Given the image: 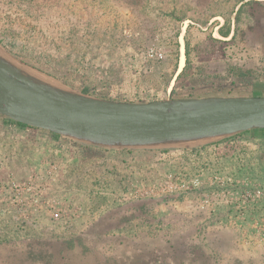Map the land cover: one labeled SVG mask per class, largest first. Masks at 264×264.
Segmentation results:
<instances>
[{
    "label": "rangeland",
    "instance_id": "1",
    "mask_svg": "<svg viewBox=\"0 0 264 264\" xmlns=\"http://www.w3.org/2000/svg\"><path fill=\"white\" fill-rule=\"evenodd\" d=\"M241 1L255 2L231 40L232 0H0V45L111 101L264 97V0ZM223 16L226 39L217 33ZM52 137L25 129L15 137L23 161H0V264H264L261 133L121 152ZM179 181L187 189L172 193ZM38 188L47 196L35 208Z\"/></svg>",
    "mask_w": 264,
    "mask_h": 264
},
{
    "label": "water",
    "instance_id": "2",
    "mask_svg": "<svg viewBox=\"0 0 264 264\" xmlns=\"http://www.w3.org/2000/svg\"><path fill=\"white\" fill-rule=\"evenodd\" d=\"M0 119L106 151L183 150L264 130V97L111 101L66 87L0 45Z\"/></svg>",
    "mask_w": 264,
    "mask_h": 264
},
{
    "label": "trees",
    "instance_id": "3",
    "mask_svg": "<svg viewBox=\"0 0 264 264\" xmlns=\"http://www.w3.org/2000/svg\"><path fill=\"white\" fill-rule=\"evenodd\" d=\"M233 1V7H232V10H231V14H234V32H233V35L231 37V40H233L235 38V34H236V30H237V25L240 21V18H241V14L243 12V9L245 6H247L248 4L250 3H254L255 1H248V2H245L243 4L241 0H232ZM258 4H261L260 2H256ZM239 6V7H238ZM238 7V8H237ZM236 9V11H235ZM235 11V12H234ZM223 19H224V24L222 25H218V29H217V33L220 37L226 39V38H229L230 34H231V24H230V19L229 18H226L223 16ZM188 29V27H187ZM184 56H185V64H184V67H183V70L186 68L187 64H188V51H187V43L184 41ZM182 70V72H183ZM181 75V74H180ZM177 78H179V76ZM174 90H172V93H173ZM207 95L209 96H214V93L213 91L212 92H209L207 91L206 93ZM254 96H257V97H262L261 95H254ZM10 125H13V126H19V127H24V128H29L27 126H24V125H21V124H18V123H14V122H8ZM29 129H33V128H29ZM34 130H37V129H34ZM37 131H41V130H37ZM255 132H259L261 133L263 136H264V130H257ZM53 137H55L57 140H60V139H63V138H60L56 135H53L51 134ZM64 140V139H63ZM69 142V141H68ZM70 143V142H69ZM74 146H77L79 148H83V146H80L78 144H75V143H70ZM147 209H148V206L146 204H141L140 206L136 207L135 210L137 212H139V214L137 213V215H140L141 214H146L147 212ZM25 224H28V223H25ZM74 238H70L68 239L67 241H73ZM86 239V238H85ZM78 240V239H77ZM82 240V239H81ZM93 240H96V239H92L91 241ZM78 242H81L80 240H78ZM124 254V252L122 253ZM122 261L121 264H129L130 262L129 261H125V259L122 257Z\"/></svg>",
    "mask_w": 264,
    "mask_h": 264
},
{
    "label": "crops",
    "instance_id": "4",
    "mask_svg": "<svg viewBox=\"0 0 264 264\" xmlns=\"http://www.w3.org/2000/svg\"><path fill=\"white\" fill-rule=\"evenodd\" d=\"M183 64H184L183 57H180V67ZM8 122L10 121L0 119V123H1L0 133L2 134V135L0 134V161L4 163V164L1 163L2 166L3 165L7 166V164H9L8 162L13 161V160L23 161V158L20 154L21 150L20 148H18V145L20 143H18L17 141L19 139L15 137L21 133H24L25 129L27 130L29 129V128H24V127H19V126H13V125H10ZM51 139H52L51 141L55 142V145H57L56 138L52 137ZM46 144H47V139H46Z\"/></svg>",
    "mask_w": 264,
    "mask_h": 264
},
{
    "label": "built area",
    "instance_id": "5",
    "mask_svg": "<svg viewBox=\"0 0 264 264\" xmlns=\"http://www.w3.org/2000/svg\"><path fill=\"white\" fill-rule=\"evenodd\" d=\"M151 58H154L156 60L161 59V54H151L150 55ZM70 142V141H69ZM72 143V142H70ZM191 184L193 186V188H196L197 190H200V188L202 187V182H200L199 178H193L191 180ZM1 189L3 190L4 188H1L0 186V191ZM187 189V183L183 182V181H179V184H175L174 186V190L172 189L171 192L172 193H178L179 192H183V190ZM47 196V190L45 188H38L37 189V194L34 196V198L31 200V202L29 203V206H34L35 208H40L44 206V199Z\"/></svg>",
    "mask_w": 264,
    "mask_h": 264
},
{
    "label": "bare ground",
    "instance_id": "6",
    "mask_svg": "<svg viewBox=\"0 0 264 264\" xmlns=\"http://www.w3.org/2000/svg\"><path fill=\"white\" fill-rule=\"evenodd\" d=\"M182 68H183V67H182ZM182 68H181V69H179L178 71H179V72H181Z\"/></svg>",
    "mask_w": 264,
    "mask_h": 264
}]
</instances>
